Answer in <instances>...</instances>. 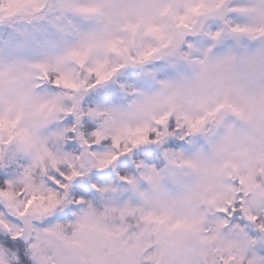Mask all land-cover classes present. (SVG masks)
<instances>
[{"label": "clouds", "instance_id": "clouds-1", "mask_svg": "<svg viewBox=\"0 0 264 264\" xmlns=\"http://www.w3.org/2000/svg\"><path fill=\"white\" fill-rule=\"evenodd\" d=\"M192 2L156 0L139 22L88 19L93 47L59 63L44 40L77 37L50 28L54 6L17 25L45 30L32 50L47 70L0 80V264H19L9 239L32 264H264V113L225 114L244 135L222 148L220 116L191 127L205 115L206 47L189 46Z\"/></svg>", "mask_w": 264, "mask_h": 264}, {"label": "snow or ice", "instance_id": "snow-or-ice-1", "mask_svg": "<svg viewBox=\"0 0 264 264\" xmlns=\"http://www.w3.org/2000/svg\"><path fill=\"white\" fill-rule=\"evenodd\" d=\"M156 0H0V30H10L9 39L0 43V80L23 72L25 66L47 70L44 62H35L32 45L44 29L20 28L24 18L44 20L50 5L59 13L49 21L50 28L63 36L77 37V45L61 48L54 39H45L47 55L57 63L69 56L81 55L80 48L91 50L94 33L84 21L94 19L101 24L111 23L116 17L143 21ZM189 11L201 16L190 47L203 51L198 74L205 115L191 125H203L208 118L220 116L218 127L225 135L217 142L222 148L225 140L244 135L241 127L225 123L230 114L240 121H250L264 113V0H193ZM187 18V17H184ZM182 18V19H184ZM126 27L135 32L136 23ZM212 107H208V101ZM243 183V181H241ZM226 210V209H225ZM19 249V264H32L25 255L28 244L23 240L5 241Z\"/></svg>", "mask_w": 264, "mask_h": 264}, {"label": "rangeland", "instance_id": "rangeland-1", "mask_svg": "<svg viewBox=\"0 0 264 264\" xmlns=\"http://www.w3.org/2000/svg\"><path fill=\"white\" fill-rule=\"evenodd\" d=\"M121 165H123V163H122ZM121 165H120V166H121ZM99 178H100V179H103L104 177L101 176V177H99ZM75 187L77 188V190H83V189L86 188V185L77 184Z\"/></svg>", "mask_w": 264, "mask_h": 264}, {"label": "trees", "instance_id": "trees-1", "mask_svg": "<svg viewBox=\"0 0 264 264\" xmlns=\"http://www.w3.org/2000/svg\"><path fill=\"white\" fill-rule=\"evenodd\" d=\"M124 165H121V167H123Z\"/></svg>", "mask_w": 264, "mask_h": 264}]
</instances>
